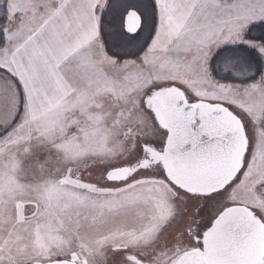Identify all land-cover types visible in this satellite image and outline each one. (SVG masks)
Returning <instances> with one entry per match:
<instances>
[{
	"label": "snow or ice",
	"instance_id": "6c2138e0",
	"mask_svg": "<svg viewBox=\"0 0 264 264\" xmlns=\"http://www.w3.org/2000/svg\"><path fill=\"white\" fill-rule=\"evenodd\" d=\"M0 264H264V0H0Z\"/></svg>",
	"mask_w": 264,
	"mask_h": 264
}]
</instances>
